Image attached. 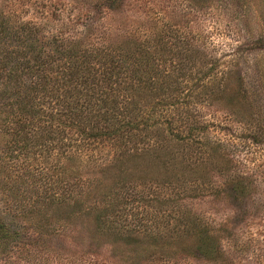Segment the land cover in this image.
Returning <instances> with one entry per match:
<instances>
[{
  "label": "rangeland",
  "instance_id": "obj_1",
  "mask_svg": "<svg viewBox=\"0 0 264 264\" xmlns=\"http://www.w3.org/2000/svg\"><path fill=\"white\" fill-rule=\"evenodd\" d=\"M0 30L18 61L50 53L51 35L67 61L106 42L132 59L149 41L181 110L158 127L162 149L92 150L72 168L76 202L24 210V134L3 129L19 86L0 54V264H264V0H0Z\"/></svg>",
  "mask_w": 264,
  "mask_h": 264
},
{
  "label": "trees",
  "instance_id": "obj_2",
  "mask_svg": "<svg viewBox=\"0 0 264 264\" xmlns=\"http://www.w3.org/2000/svg\"><path fill=\"white\" fill-rule=\"evenodd\" d=\"M37 31L34 23L24 22V39L30 40ZM48 39L54 45L50 53L27 50L19 61L11 52L0 53L4 66L9 62L5 76L19 86L12 93L16 102H8V112L3 113V129L16 136L24 134V210L46 200L60 205L76 202V196L85 194L84 182L72 168L79 165L80 169L92 150L105 147L110 159L116 160L124 154L135 157L140 151L162 149L158 127L165 125L166 129L181 112L165 86L167 74L151 64L149 41L134 43L137 52L132 59L128 51L115 57L113 43L106 42L88 46L87 55L67 61L62 55L71 49L64 50L65 39L58 35ZM59 59L63 62H56ZM18 64L21 67L16 69ZM20 74L24 79H19ZM101 74L113 84L103 85ZM2 94L0 108L6 105ZM143 95L152 101L141 104L146 99ZM4 228L0 222V236ZM220 245L214 243L217 253L223 251Z\"/></svg>",
  "mask_w": 264,
  "mask_h": 264
}]
</instances>
